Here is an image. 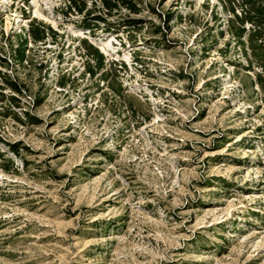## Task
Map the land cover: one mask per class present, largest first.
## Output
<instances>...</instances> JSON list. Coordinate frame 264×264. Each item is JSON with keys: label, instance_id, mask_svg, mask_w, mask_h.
Returning <instances> with one entry per match:
<instances>
[{"label": "rangeland", "instance_id": "rangeland-1", "mask_svg": "<svg viewBox=\"0 0 264 264\" xmlns=\"http://www.w3.org/2000/svg\"><path fill=\"white\" fill-rule=\"evenodd\" d=\"M33 1L0 0V264H264V0Z\"/></svg>", "mask_w": 264, "mask_h": 264}, {"label": "bare ground", "instance_id": "bare-ground-1", "mask_svg": "<svg viewBox=\"0 0 264 264\" xmlns=\"http://www.w3.org/2000/svg\"><path fill=\"white\" fill-rule=\"evenodd\" d=\"M33 3L36 5V7L39 6V0H34ZM34 12H35V14H34L35 17L34 18L40 19V17H46V15L43 14V12L39 8H36ZM6 23H7L6 26L8 27L10 22H6ZM54 25L56 27L58 26L57 23L54 24ZM85 30H86L85 32H84V30H83V32L81 30L80 31H74L73 37H75V38L77 37L78 38L79 36H82L83 34L85 35V33L86 34L90 33L89 29H85ZM75 32H77V33H75ZM113 43L114 42H112V39L101 40V41L97 42L96 46H97V48L102 49V52H105L108 56H110V55L115 54V53L118 52L117 50H115L116 48H114V46H112ZM124 57L128 58V60H129V58H130L129 53H126L124 55Z\"/></svg>", "mask_w": 264, "mask_h": 264}, {"label": "trees", "instance_id": "trees-1", "mask_svg": "<svg viewBox=\"0 0 264 264\" xmlns=\"http://www.w3.org/2000/svg\"><path fill=\"white\" fill-rule=\"evenodd\" d=\"M90 29H91V27H90ZM17 89V88H16Z\"/></svg>", "mask_w": 264, "mask_h": 264}]
</instances>
